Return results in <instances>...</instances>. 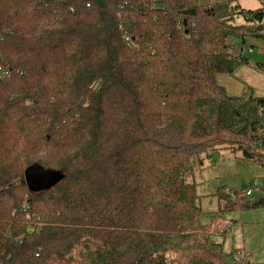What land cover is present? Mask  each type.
Masks as SVG:
<instances>
[{
  "label": "trees",
  "instance_id": "trees-1",
  "mask_svg": "<svg viewBox=\"0 0 264 264\" xmlns=\"http://www.w3.org/2000/svg\"><path fill=\"white\" fill-rule=\"evenodd\" d=\"M0 0V264H257L211 239L193 163L230 151L264 174V98L216 83L264 47V3ZM242 18V24L236 19ZM59 175L32 189L31 170Z\"/></svg>",
  "mask_w": 264,
  "mask_h": 264
},
{
  "label": "rangeland",
  "instance_id": "rangeland-1",
  "mask_svg": "<svg viewBox=\"0 0 264 264\" xmlns=\"http://www.w3.org/2000/svg\"><path fill=\"white\" fill-rule=\"evenodd\" d=\"M219 1L221 0H185L188 6H207ZM232 7L255 11L260 9L262 4L259 0H232ZM235 22L242 24L243 20L239 17ZM250 45L253 48L251 52H247V59L250 63L264 64L263 44L259 41H252ZM215 80L229 96H241L251 91L253 96L264 98V76L246 66L238 68L233 76L220 74L215 77ZM211 156V158H205L202 164L193 163L185 175V181L195 185L199 196L198 204L203 212L201 221L204 224L209 223L210 216L219 209L218 192L232 191L241 196L248 189H253L254 191L247 196V199L254 200L258 189L264 187L262 168L241 159L239 153L223 150ZM57 177V175L41 171L39 178L36 177L34 180L33 187H44ZM36 180L43 183L37 185ZM225 218L237 224L225 236L211 239L212 243L222 245L224 253L234 250L235 255L238 250L242 249L250 255L252 262L264 264V208L230 212L225 215Z\"/></svg>",
  "mask_w": 264,
  "mask_h": 264
},
{
  "label": "water",
  "instance_id": "water-1",
  "mask_svg": "<svg viewBox=\"0 0 264 264\" xmlns=\"http://www.w3.org/2000/svg\"><path fill=\"white\" fill-rule=\"evenodd\" d=\"M41 171L40 170H37V169H34V170H31L30 172H28V174L26 173L25 174V178H26V181H27V184H28V186L30 187V188H32V189H36L35 187H33L34 186V180L36 179V177L37 178H39V173H40ZM48 173V172H47ZM49 174H52V175H54V176H56V174H53V173H49ZM58 177L57 178H55V180H53L50 184H52V183H54L55 181H57L58 179H59V175H57ZM36 182H37V180H36ZM39 183H43V182H37V185L39 184ZM50 184H48V185H50ZM48 185H45L44 187H47ZM43 187V186H42ZM41 187V188H42ZM40 188V187H39Z\"/></svg>",
  "mask_w": 264,
  "mask_h": 264
},
{
  "label": "built area",
  "instance_id": "built-area-1",
  "mask_svg": "<svg viewBox=\"0 0 264 264\" xmlns=\"http://www.w3.org/2000/svg\"><path fill=\"white\" fill-rule=\"evenodd\" d=\"M261 3H264V0H259ZM251 52V50L249 51ZM254 190L253 189H248L246 192L242 193L240 197H247L249 196ZM245 256V251L240 249L237 251V254L233 256V260L237 263L240 262Z\"/></svg>",
  "mask_w": 264,
  "mask_h": 264
},
{
  "label": "crops",
  "instance_id": "crops-1",
  "mask_svg": "<svg viewBox=\"0 0 264 264\" xmlns=\"http://www.w3.org/2000/svg\"><path fill=\"white\" fill-rule=\"evenodd\" d=\"M197 6V5H196Z\"/></svg>",
  "mask_w": 264,
  "mask_h": 264
}]
</instances>
